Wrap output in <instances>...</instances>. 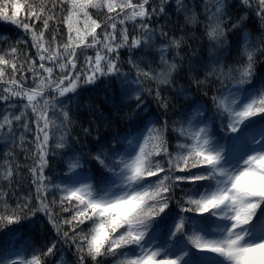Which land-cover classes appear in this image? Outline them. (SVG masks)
<instances>
[{
  "label": "snow or ice",
  "instance_id": "obj_1",
  "mask_svg": "<svg viewBox=\"0 0 264 264\" xmlns=\"http://www.w3.org/2000/svg\"><path fill=\"white\" fill-rule=\"evenodd\" d=\"M0 22V264H264V0Z\"/></svg>",
  "mask_w": 264,
  "mask_h": 264
},
{
  "label": "trees",
  "instance_id": "obj_2",
  "mask_svg": "<svg viewBox=\"0 0 264 264\" xmlns=\"http://www.w3.org/2000/svg\"><path fill=\"white\" fill-rule=\"evenodd\" d=\"M12 26L10 25H6V22H0V31H5L6 28H11ZM6 34H13L11 32H6ZM123 51V50H122ZM126 56L127 54L124 53L122 58L126 59ZM180 105H178L179 107ZM151 108L153 111H155V105L152 104L151 105ZM4 149H3V141H0V152H2ZM3 160V157L0 156V162H2ZM18 162L22 163L24 162L23 160V155H19L18 157ZM52 164H53V167L58 171L59 170V166H58V163L56 160L52 161ZM27 187V185H25V188ZM14 200L15 198L13 197L12 200L10 202L14 203ZM61 257L63 258V261L66 262V264H71L72 262V252L67 248V246H65V248H63L58 254L56 257H54L53 259L56 260L58 262V264H60V260H61Z\"/></svg>",
  "mask_w": 264,
  "mask_h": 264
}]
</instances>
